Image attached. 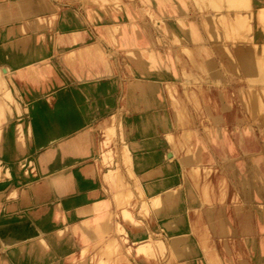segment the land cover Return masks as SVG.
<instances>
[{"label":"rangeland","instance_id":"rangeland-1","mask_svg":"<svg viewBox=\"0 0 264 264\" xmlns=\"http://www.w3.org/2000/svg\"><path fill=\"white\" fill-rule=\"evenodd\" d=\"M20 1L24 0H0V4L5 5L0 9V35L4 38L0 42V75L5 82H0V135L3 130L10 129L17 153L15 159L9 161L3 155L0 141V215L20 211L19 218L41 222L50 243L44 245V239H40L43 245L40 249L23 246L5 254L9 264H21L18 261L26 255L31 260L27 264H57L55 254L50 256L53 260L43 258L53 249L61 257L58 264H183L189 258L176 255L171 245L172 235L161 220L163 206L167 204L163 201L174 198H182L180 209L187 216L198 246L199 252L194 258L208 261L212 257L218 264H260L264 260V187H260L256 197L243 200L242 178L235 173V168H241L252 159L259 160L264 171V149L260 148L243 111V104L250 107L252 102L241 101L237 94L226 89L205 91L202 85L182 84L183 89L179 90V81H167L164 76H159L160 79L152 80L162 87L165 100L153 103L152 111L147 112L143 103L131 101L130 90L134 89L130 87L131 81L141 75L135 70L138 63L127 55L130 49L122 46L123 38L129 35L135 42L133 51L143 54L141 51L151 50L145 39L147 24H155L170 39L169 43H180L179 37L171 34L175 33L173 29L178 26L187 29L189 20L198 17L204 18L203 27L209 30L210 12L215 13L214 27L219 41L221 32L230 29L232 34L228 39L241 42L242 33H247L249 26L247 20L243 24L242 9L247 8L245 0H169L168 10L156 0H25L29 2L25 7L31 9V13L20 11ZM161 8L168 11L166 16ZM263 10L258 11V20L264 18ZM225 12L234 14L233 23L223 17ZM179 16L182 20H178ZM16 40L20 42L14 43ZM4 43L11 45L1 47ZM256 48L254 46L255 51ZM151 55H142L141 60L149 61L161 72L163 69L156 60L159 55L163 62L161 54L154 52ZM257 56L264 58V47ZM21 75L27 76L28 80H20ZM61 98L70 104V111H64V114L71 112L80 129L64 132L66 136L60 139L62 134L57 118L63 112L57 107ZM165 119L172 123L175 136H167L163 125ZM186 128L188 131L183 133ZM53 132L58 134L56 142H61L50 148L55 144H50ZM217 133L231 142V150L227 148L226 152L231 167L223 163L219 153L221 147L212 140ZM239 140L246 142L244 150L251 151L250 158L241 157ZM66 142L75 151L68 167L65 168L64 163L58 166L54 174L64 177L66 172V175L57 177L52 189L48 179L55 175L50 174L49 169L55 167L54 160L59 156L64 159L62 153ZM189 149H196L203 157L202 168L196 169L197 173L181 170L182 166L185 169L191 165L186 162ZM158 158H162L174 174L170 180L171 188L178 190L179 187V190L156 202L150 200L148 194L161 190L151 194L145 186L149 183L160 185L162 176L158 172L148 173L156 166ZM78 165L83 171L79 179L81 187L88 192L92 189L106 192H98L100 199L112 198L119 188L132 192L131 197L122 196L120 205L115 201L117 210L99 218L101 221L107 218L103 225L95 219L86 226L74 227L80 220L84 222L88 214L69 211L68 195L57 196L69 185L68 178L74 169L80 171ZM114 166L118 172L107 177L106 170ZM135 173L141 178H135ZM119 177H122L121 183L126 184L124 187H120ZM41 178H45L55 198L47 188L48 192L33 201L38 206L37 211L25 212L18 202L23 203L21 198L28 202L29 194L38 192L36 188L48 187ZM142 192L148 193L146 196L149 197ZM173 207L176 209L175 206L168 208L172 210ZM257 208L263 209L260 217ZM176 213L178 218L180 212ZM243 219L248 221L247 227H242ZM25 230L26 237L31 231ZM82 230L89 231L97 245L89 244V237ZM140 235L150 240L152 251L149 248V254H144L152 255H146L147 259L142 257L143 253L141 257L136 256L138 245L133 240ZM114 242L117 244L114 248L106 247ZM180 245L185 248L187 243ZM110 254L112 257L106 258Z\"/></svg>","mask_w":264,"mask_h":264},{"label":"crops","instance_id":"crops-1","mask_svg":"<svg viewBox=\"0 0 264 264\" xmlns=\"http://www.w3.org/2000/svg\"><path fill=\"white\" fill-rule=\"evenodd\" d=\"M23 3V1H21ZM212 2V0H210ZM28 3V2H26ZM245 3L247 4V8L242 9V15H243V24L248 21V31L242 33L243 40L241 42L235 41L233 39H228V36H230L232 33L230 29L223 30L221 32L222 39L221 41L218 40V32L217 29L214 27V17L215 13L210 12L209 16V22L211 27L206 29L203 27L202 20L204 18H198L195 17V20L190 21V26L187 29H182L178 26L177 29H173L175 33L179 37L180 43H169L166 38V35L163 34L162 31H160L155 24H147V34H146V40L149 43V45L155 49L156 52L160 53L162 57V61L159 59V55H157V60L159 61V64L161 68L163 69V72L165 74L164 79L167 81L170 80H177L180 82V85H178V89L182 90V84L185 85H202L204 86L206 90L211 91H219L221 89H226L228 92H232L234 94H237L238 98L241 101L247 100L251 101L250 107H248V104H243V111H245L244 115L246 116V120L248 123H250L254 129L258 144L260 148L264 149V108L262 107V101L264 105V58H261L258 55H261L264 47V21L261 23L257 18V13L260 9L264 8V0H245ZM234 14H230L228 12L223 13V17L227 20V22L233 23ZM185 18V16H184ZM178 20H182V18L179 16ZM185 21V19H184ZM186 22V21H185ZM170 29V28H169ZM169 31V30H168ZM170 34V33H169ZM0 42L3 41V36L0 37ZM183 42V43H182ZM1 44V43H0ZM1 47H6L9 45L2 44ZM171 45V46H170ZM219 45V46H218ZM254 46H257L256 51L254 49ZM183 47V48H182ZM124 49H130L128 50L127 55L131 57L132 52L135 54V70L136 72L141 75L140 77L134 78L130 84V87L134 89L131 91V101L132 99L139 101L143 103V107L145 108V111H152V105L153 103H156L155 101V95L159 97V101H164L165 97L163 95V89L160 87V85L153 82L152 79H148L147 77V70H146V62L143 60L138 59L137 54L140 51H133L135 48L134 46L130 47H123ZM133 48V50H132ZM132 50V51H131ZM187 50V51H186ZM143 54L140 53V55H145L146 52L141 51ZM132 66V64H131ZM170 73V74H169ZM149 75L152 76V73L149 72ZM160 79V78H157ZM150 84L152 83L151 89L141 90V84ZM154 89H158V91H155ZM145 100V102L142 101ZM67 103V102H66ZM248 103V102H247ZM69 103H67L66 108L63 111H70ZM252 105V106H251ZM249 111V112H248ZM68 114H72L69 112ZM72 121L74 124V127H72V130L69 133H72L78 129H80V124H77V118L72 114ZM60 123V122H59ZM77 124V125H76ZM173 127V126H172ZM222 131V130H221ZM66 132L60 123V139L62 137H65ZM168 132V130H167ZM170 132V131H169ZM57 140L58 134L54 136ZM52 143H57L59 141ZM215 142V141H214ZM226 144V145H225ZM199 144H195L194 146H198ZM221 148L220 158L223 161V163L227 164L229 167H231V160H228L226 158L227 154V148L231 150V142L229 140H225L224 143L217 144ZM239 147L242 150V158L248 159L250 158V152L249 150H244L245 147H247L246 142L239 140L238 142ZM199 147V146H198ZM226 147V148H225ZM74 148L67 149L66 152L62 153L65 155L63 160L61 156L57 158V160H54L55 167H51L49 169L50 174L55 175L52 177L53 179L49 178L50 181V187L53 189L54 184L57 183V177H63L59 176V174L56 173L55 170L58 168V161H61V164H68L71 163V155L74 153ZM189 152H197L196 156L193 158L194 164L196 165H202L201 162H203V157L200 156V152L195 150H188ZM61 155V154H60ZM170 156V155H169ZM226 158V159H225ZM46 162V159H44ZM66 161V163H65ZM72 161H76L73 160ZM156 166L149 169L148 173L151 174V172H158L160 179H163L167 177V175H170L172 172L169 171L168 164L164 163L163 159H157L156 160ZM80 167V171L74 169V171L70 174L69 185L66 186L65 190H63L61 193H59L57 196H61L63 193L67 194V206H70L67 208L69 211H74V206L68 202V199L70 197H74L75 195H87L90 192H92L94 189H92L90 192L85 191L81 187V183H79L80 175H83V171L81 169V165L77 166ZM84 168V167H82ZM78 169V168H77ZM48 172V173H49ZM235 173H239L240 177V183L243 186V192L242 197L243 200L250 199V197L259 195L260 187H264V171L261 163L259 160L252 159L249 163H245L244 166L241 165V168H235ZM247 174L252 175L254 177V180H250L247 178ZM66 175V172L64 173V176ZM138 175V174H136ZM149 175V174H148ZM140 177V175H138ZM261 179H259V177ZM64 178V177H63ZM84 180V179H83ZM82 180V182H83ZM44 181V183H43ZM63 181V180H62ZM41 182L43 184H46L45 188H36L38 189V192L29 194V202L27 200L21 198V201L23 203L18 202L19 208H22L25 212L28 211H37L36 203H33V201L40 196L44 195V192L47 188L49 190V194H51L55 198V194L51 192V188L49 187L47 181L45 178H41ZM81 187V188H80ZM53 198V199H54ZM229 203V202H227ZM28 204V207L26 206ZM41 205V204H37ZM45 205V204H42ZM30 206V207H29ZM36 206V207H35ZM33 207V208H32ZM258 217L263 214L262 208H257ZM19 214V213H18ZM16 219H20L19 216ZM35 220V219H34ZM36 221V220H35ZM37 222V221H36ZM247 222L244 219L241 221L242 227H247ZM37 224H39L37 222ZM247 224V225H245ZM41 225V224H40ZM31 230V228H29ZM12 231L15 234L23 235V229L16 227L12 230H6L3 235L8 236V233ZM18 236V237H20ZM195 240V239H194ZM197 245V244H196ZM198 249V246H197ZM199 252V251H198ZM197 254V253H196ZM195 255H190L189 260L185 262H189V264H218L216 260L212 257L210 259H198L194 258ZM193 258V259H191ZM260 264H264V260L261 261Z\"/></svg>","mask_w":264,"mask_h":264},{"label":"bare ground","instance_id":"bare-ground-1","mask_svg":"<svg viewBox=\"0 0 264 264\" xmlns=\"http://www.w3.org/2000/svg\"><path fill=\"white\" fill-rule=\"evenodd\" d=\"M152 1V0H151ZM156 1H158V3L159 2H162L163 4H164V10H168V8L170 7L169 5H168V3H169V0H156ZM197 1V0H196ZM202 1V0H201ZM27 1H23V3L20 1V7H21V12L22 13H31V12H29L30 10H29V8L27 9V7H25V6H28L29 5V2L28 3H26ZM175 2V1H174ZM198 2V1H197ZM152 3V2H151ZM161 3V4H162ZM177 3V2H176ZM157 4V3H156ZM160 4V3H159ZM163 4L161 5V7H163ZM198 6V5H197ZM5 7V5L3 4V2H1V4H0V9L1 8H4ZM199 7V6H198ZM205 7V6H204ZM159 8H160V5H159ZM181 8V7H180ZM162 9V8H161ZM162 9V11L163 12H165L164 10ZM161 11V12H162ZM264 11V10H263ZM166 12H168V11H166ZM165 12V15L164 16H166L167 15V13ZM184 12V11H183ZM130 15H131V13H130ZM263 16H264V14H263ZM131 17V16H130ZM162 18V17H161ZM179 18V17H178ZM261 18V17H260ZM264 20V18H261V20ZM260 19H259V21H261ZM1 24V23H0ZM18 24V23H17ZM2 25V24H1ZM4 25V24H3ZM145 28V27H144ZM146 28H147V26H146ZM162 30V29H161ZM147 31V30H146ZM167 31H168V29H167ZM169 31H170V29H169ZM169 31H168V33H169ZM172 31V30H171ZM2 35H0V37H1ZM176 36V35H175ZM1 39V38H0ZM2 40H4V38L2 39ZM20 41L19 40H16L14 43H19ZM183 43V42H182ZM5 44H7L8 45V43H5ZM10 45H11V43H9ZM122 46L123 47H125V48H127V47H130V46H135V42H133V39L131 38V36H129V35H125V37L123 38V42H122ZM171 46V45H170ZM219 46V45H218ZM183 48V47H182ZM150 49L151 50H148V52L144 55V56H147V55H151V53L153 54L154 52H155V54H156V51H155V49L154 48H151L150 47ZM187 51V50H186ZM144 52H146V50H144ZM141 56L142 55H140V53H138L137 54V57H138V59H140L141 60ZM143 56V57H144ZM152 56V55H151ZM155 56V55H154ZM157 56V55H156ZM131 58H133V59H135V54H134V52H132V54H131ZM155 58V57H154ZM157 60V59H156ZM156 60H154V61H156ZM143 61H145V60H143ZM153 61V62H154ZM146 62V72H147V77H148V79H151V78H157V77H159V76H165V74H164V72H163V70L161 71V72H159V70H155L154 69V66L152 67L151 66V64H150V62L149 61H145ZM155 63V62H154ZM157 63H158V61H157ZM14 66H16L14 63H12ZM160 69H161V66H160ZM1 70V69H0ZM7 71V70H6ZM9 72V71H8ZM149 72H151L152 73V76H150L149 75ZM170 74V73H169ZM27 75V74H26ZM20 80H22L23 82H26L28 79H27V76H25V75H21L20 77ZM164 78V77H163ZM162 78V79H163ZM0 82L1 83H5V82H3V80H2V77H1V75H0ZM12 85H13V83H12ZM166 86V85H165ZM199 86V85H198ZM151 87H153L152 86V83H150V84H141V90L143 91V90H146V89H151ZM167 89H168V87H166ZM165 88V89H166ZM205 88V87H204ZM17 89V88H16ZM164 89V90H165ZM166 89V90H167ZM155 91H158V89H154ZM20 91V90H19ZM35 92V91H34ZM56 94V93H55ZM36 95V94H35ZM54 95V94H53ZM55 96V95H54ZM33 97V96H32ZM6 99V98H5ZM58 100H60V99H58ZM61 100H62V98H61ZM60 100V101H61ZM59 101V102H60ZM142 101L143 102H145V100H143L142 99ZM155 101L156 102H158L159 101V97L158 96H156L155 95ZM4 102V101H3ZM58 102V103H59ZM41 103V102H40ZM66 105H67V103H66V101H64V100H62L61 102H60V104L58 105V107H57V110L58 111H62L63 112V114H62V116L61 117H58L57 118V120H58V122H60L61 123V126L63 127V129L66 131V133H69L71 130H72V127H74V124H73V121H72V117H71V115L72 114H68V113H66V114H64V109L66 108ZM40 107V106H39ZM50 111V110H49ZM52 111V110H51ZM51 113V112H50ZM136 118V117H135ZM146 118H148V117H146ZM168 119H170V118H168ZM163 120V125L165 126V128L168 130V132H166L167 133V136H175V129H174V127H172V123L169 121V120ZM155 120V119H154ZM142 121V120H141ZM55 122V121H54ZM162 122V121H161ZM50 123V122H49ZM124 124V123H123ZM132 124V123H131ZM144 124V123H143ZM141 125H142V123H141ZM149 126V125H148ZM154 126V125H153ZM53 127V126H52ZM127 127V126H126ZM134 127V126H133ZM138 127V126H137ZM149 127H151V126H149ZM152 128V127H151ZM155 128V127H154ZM54 129V128H53ZM134 129V128H133ZM165 130V129H164ZM1 131V130H0ZM53 131H55V130H53ZM170 131V132H169ZM184 131H188V129L186 128V129H184L182 132L184 133ZM191 131H193L192 129H191ZM47 133V132H46ZM136 133H137V131H136ZM141 133L143 134V132L141 131ZM141 134V135H142ZM56 135V133H51L50 134V144L52 143V142H54V140H56L55 139V136ZM183 135V134H182ZM45 136V135H44ZM66 136V135H65ZM47 137V136H46ZM48 140H49V138H48ZM47 140V141H48ZM212 140L213 141H215L217 144H221L222 142H224L226 139L223 137V135H221V134H219V133H217V135L215 136V137H213L212 138ZM0 141L2 142V144H3V155H4V157L5 158H7L9 161H13L14 159H15V157L17 156V153H16V150H15V148H14V142H15V139L13 138V136L11 135V133H10V129L8 130V129H5V130H3L2 131V133H1V135H0ZM44 142V141H43ZM59 142H61V140L59 141ZM59 142H57V143H59ZM57 143H55V144H52V145H50L49 147L50 148H52V147H54ZM73 147H71L69 144H67V142L65 143V145H64V148H63V153L64 152H66L67 151V149H72ZM189 154H188V160L186 161V162H189V163H191V165H188V167L186 168L185 167V169H184V167L182 166V168H181V170L185 173V172H190V173H192V172H195V170L197 169V171L200 169V168H202V166L201 165H196L197 163H195L194 164V162H193V158L196 156V153L197 152H193V153H191V152H189V151H187ZM172 155H170V156H168V157H171ZM21 159V158H20ZM60 160H62L61 158H59ZM185 159V158H184ZM16 161V160H15ZM14 161V162H15ZM182 161V160H181ZM185 161H183L182 163H184ZM1 163V162H0ZM65 163H66V161H65ZM11 164H13V163H11ZM15 164H17V163H15ZM61 164V161H58V166ZM114 164V163H113ZM116 164V163H115ZM4 165V164H3ZM7 165V164H6ZM5 165V166H6ZM19 166H20V164H18ZM65 165V168L66 167H68L69 165L68 164H64ZM117 165V164H116ZM22 166V165H21ZM14 167H15V165H14ZM13 167V168H14ZM16 167H17V165H16ZM85 167V166H84ZM206 167V166H205ZM7 168V167H6ZM8 169V168H7ZM58 169H59V167L55 170V172H57L58 171ZM86 169H89V167L88 166H86ZM2 170V169H1ZM1 170H0V173H1ZM18 170V169H17ZM17 170H15V172L17 171ZM118 168H116L115 166L114 167H112V168H109L108 170H106V172H105V174H106V176L108 177V175L109 174H113V173H115V172H118ZM18 171H20V170H18ZM182 171H181V173H182ZM197 171L195 172V173H197ZM5 172V171H4ZM9 172V171H8ZM17 173V172H16ZM195 173H193V174H195ZM8 174V173H7ZM18 174V173H17ZM17 174H15V176L17 175ZM170 175H167V177H165V178H163V179H160V185L159 186H157V185H153L152 183H149V184H145L146 186L145 187H147V189H148V193H153V192H156V191H158V190H161L160 192H156L155 194H152V195H150V194H148V193H146V194H148L149 196H146V194L145 193H143V194H145V196L146 197H149L150 198V200H154V201H159V200H162V197L164 198L166 195H170V193H172V192H174V191H176L177 190V187L174 189V187L173 188H171V186H170V180L172 179V177L174 176V174L172 175L171 173H169ZM3 175V174H2ZM1 175V176H2ZM3 177H5V176H3ZM65 177V176H64ZM259 177V176H258ZM135 178H141V177H139L138 175H136V173H135ZM247 178L248 179H250V180H254V177L252 176V175H249V174H247ZM122 179V177H119V179H118V181L121 183V180ZM177 179V178H176ZM259 179H261L260 177H259ZM173 180V179H172ZM171 180V181H172ZM6 181V180H5ZM5 181H3L4 183H5ZM60 181V180H59ZM156 181V180H155ZM2 182V183H3ZM117 182V181H116ZM1 183V184H2ZM64 183V182H63ZM116 184V183H115ZM177 184V183H176ZM117 185V184H116ZM126 184L125 183H121V185H120V187L122 186V187H124ZM161 186V187H160ZM143 187V186H142ZM160 187V188H159ZM98 188V187H97ZM141 189V188H140ZM178 190H179V187H178ZM178 190H177V193H178ZM104 191H105V187H104ZM142 191V190H141ZM98 192H103L101 189H94L92 192H90L89 194H87V195H83V196H81V195H75L74 197H71V199H69L68 200V202L69 203H71L74 207V212H77V213H80V214H88V217H87V219L85 220L84 219V222L82 221V220H80V223H77V225H75L74 227H81V226H86V225H88L87 223H89L90 222V220H95V219H99V218H101L102 217V215H103V217H104V214L106 213V212H111V211H115V210H117L116 208H117V206H115L116 204H115V201L119 204V203H121V198H122V196L124 195V196H130L131 197V191H129L127 188H119L117 191H114L113 192V194H112V198L111 197H109V199H100V197H99V193ZM33 193H36V191H33ZM104 194L106 193V192H103ZM181 194H182V192H181ZM177 195V194H176ZM179 195V194H178ZM177 195V196H178ZM181 196V195H180ZM117 197V198H116ZM93 198H95V199H93ZM182 199V198H181ZM181 199H177V198H174V199H169L168 201H163L164 202V204H165V202L167 203V204H163L164 206H168V207H171V206H175L176 207V209L174 208V210H173V208H172V210L171 209H169L168 207L167 208H164V206H163V209H165L164 211H163V213L161 214V216H162V219L161 220H163L162 222H164V224H163V227L167 230V232L169 233V234H171L172 235V243H171V245H172V247H173V250L176 252V255L179 257V258H188V257H190V255H195L197 252H198V250H197V245L195 244V240H194V237H193V234L191 233V230H190V226H189V224L187 223V216L185 215V214H183L182 213V209H180V206H183V203H182V200ZM123 200V199H122ZM202 200V199H201ZM200 201V200H199ZM204 201V200H203ZM29 202V201H28ZM123 203V202H122ZM120 205V204H119ZM202 205H204V204H202ZM122 206V205H121ZM114 207H116V208H114ZM52 208V207H51ZM211 208V207H210ZM168 210V211H167ZM169 210H171V211H169ZM101 211H103L102 213H101ZM20 211H15L13 214H10V215H5V214H1L0 215V264H9V259H7V257H5V254H7V253H11V252H13V251H17V250H19V249H22L23 248V246H30V248H35L36 250L37 249H40L39 247L40 246H43L41 243H40V239H44L43 241H45L43 244L45 245V243L47 244H49L50 243V239L48 238V236H47V231H46V229H45V225H40V223L39 224H37V222H35V221H33V219H24V218H20V219H16V218H18V213H19ZM172 212V213H171ZM176 212H180L179 214V217L177 218V213ZM208 212V211H207ZM129 213V212H128ZM175 213H176V215H175ZM111 214V213H110ZM110 214H106L107 216L108 215H110ZM171 214V215H170ZM47 215V214H46ZM131 215V214H130ZM106 216V217H107ZM48 218L50 217V216H47ZM46 217V219H48ZM44 218V217H43ZM131 218H132V216H131ZM103 219H105V218H103ZM107 219V218H106ZM105 219V220H106ZM39 220V219H38ZM89 220V221H88ZM100 220V219H99ZM105 220H100L101 222V225H103L102 224V222H104ZM134 221V220H133ZM132 221V222H133ZM43 222V221H42ZM44 222H46V220L44 219ZM50 222V221H49ZM75 222V221H74ZM81 222H83V223H81ZM134 223V222H133ZM45 224V223H44ZM84 224V225H83ZM105 224V223H104ZM100 225V224H99ZM16 227H19V228H21V230L23 229V232L24 231H26L25 229H28L29 230V228H31V232H30V235L28 234V236H24V234L25 233H23V235L22 236H20L21 235V233L20 234H15V233H13L12 231H10L9 233H8V236H4L3 235V233L6 231V230H12L13 228H16ZM49 227V226H48ZM47 227V228H48ZM90 227V226H89ZM84 230V229H83ZM82 230V231H83ZM86 231V232H85ZM85 231H83V233L85 232V234H86V236H87V238L89 237V244L90 243H93L94 245L96 244L97 245V243L96 242H94V241H92V239L94 238V237H92L91 236V234L89 233V231H87V230H85ZM28 233V232H27ZM179 233H182V235L184 234V236H181ZM141 234H143V233H141ZM18 236H20V237H18ZM47 236V237H46ZM23 238H26V240H22ZM99 240V239H98ZM118 241V240H117ZM135 243H137V248H136V256L138 257L141 253H145V252H148V254H149V248H150V251H152L151 249V247H149L150 246V243H149V238H142V235H140V236H136L135 238H134V240H133ZM38 242H39V244H38ZM182 242H186L187 243V246L185 247V248H183L180 244L182 243ZM99 244V243H98ZM115 245H117V244H115V242H114V245H113V243L112 244H107V246L106 247H108V249H112V248H114L113 246H115ZM152 245V244H151ZM159 245V244H158ZM152 246H154V245H152ZM67 249V248H66ZM155 249V248H154ZM153 249V250H154ZM148 250V251H147ZM63 251V250H62ZM156 251V249L154 250V252ZM78 253H81V251L80 252H78ZM153 253V252H152ZM156 253V252H155ZM154 253V254H155ZM53 254H55V255H57V257H55V261H56V263L58 264L60 261H61V257H60V255L58 254V252H57V250L56 249H53V250H50V253L48 254V255H46L45 254V256L43 257L45 260H49L50 258L52 259V258H54V257H50V256H52ZM117 254V253H116ZM115 254V255H116ZM139 254V255H138ZM148 254H144V255H142V257L144 258V256H145V258L148 256H150V255H152L151 253H150V255H148ZM114 255V256H115ZM147 255V256H146ZM110 257H112V254H110V255H106V258H110ZM140 257H141V255H140ZM147 257V258H148ZM31 258V257H30ZM146 258V259H147ZM151 258V257H150ZM32 259V258H31ZM36 259V258H35ZM40 259H41V257H40ZM53 260V259H52ZM18 261V260H17ZM31 261V260H30ZM29 261V256L28 255H26L25 257H24V259H21V260H19L18 262L19 263H21V264H27V263H29L30 262ZM33 261V260H32ZM35 264H38V262H36ZM183 264H189V262H184Z\"/></svg>","mask_w":264,"mask_h":264}]
</instances>
